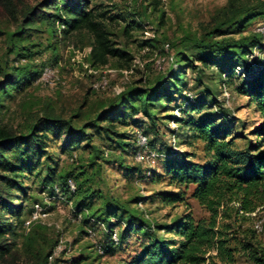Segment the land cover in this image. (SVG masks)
Wrapping results in <instances>:
<instances>
[{
	"label": "rangeland",
	"instance_id": "1",
	"mask_svg": "<svg viewBox=\"0 0 264 264\" xmlns=\"http://www.w3.org/2000/svg\"><path fill=\"white\" fill-rule=\"evenodd\" d=\"M43 1L0 0V81L11 76L17 80L15 85L0 89V124L15 133H25L38 117L52 110L56 117L70 120L72 130L83 128L90 138L80 136L66 145L68 133L64 130L49 133L39 155L34 149L24 155L16 149L7 153L11 162L18 164L23 159L30 169L21 172L13 188L15 206L6 216L16 234L6 236V242L14 245L0 264H41L37 254L51 244L47 264H127L150 237L171 236L161 230V225L184 213H191L196 221L209 218L205 207L191 196L192 184L170 180L166 161L160 157L163 152L158 149L176 152L179 160L187 157L204 162L208 156L203 142L169 117L177 100L168 108L164 100L156 102L154 121L127 111L125 122L116 123L120 133L117 140L125 143L123 146L110 141L92 121L131 85L152 86L176 70V61H180L183 76L179 83H184L189 93L214 103L193 118L221 111L226 117H216L217 122L231 127L228 138L237 137L234 147L244 148L255 141L253 129L263 122V115L236 87L241 82L239 74L264 64V36L258 31L264 21V0H159L156 8L150 0H90L91 6L116 15L117 22L107 23L110 38L132 56L129 65L110 61L98 67L88 61L91 46L86 34L52 36L50 8H44L45 12L29 25L31 29L16 35L25 11ZM132 19L139 26L127 37L121 33V26ZM220 21L225 23L215 30ZM146 29L149 35H145ZM208 32H212L209 38ZM207 42L218 46L207 47ZM240 45H252L250 53L244 59L237 56L227 62L218 57L215 64L220 70L211 66L213 61L202 62L205 56L216 58L214 49L234 51ZM231 65H237L239 74L225 78L220 71ZM48 66L55 73L45 81L41 79L42 67ZM102 79L105 86L97 87ZM173 113L179 115L176 110ZM171 131L178 136L176 140ZM139 135L146 138L145 147L138 144ZM149 140L156 148L150 147ZM93 147L102 151L95 160ZM51 177L52 188L48 186ZM65 179L68 186H61ZM166 193L179 194L182 199L165 203L161 197ZM146 221L153 223L154 231L142 227ZM217 221V226L222 222L231 225L227 236L234 261L214 262L254 264L242 243L252 232L254 243L264 244V201L254 211L225 220L220 215Z\"/></svg>",
	"mask_w": 264,
	"mask_h": 264
},
{
	"label": "trees",
	"instance_id": "2",
	"mask_svg": "<svg viewBox=\"0 0 264 264\" xmlns=\"http://www.w3.org/2000/svg\"><path fill=\"white\" fill-rule=\"evenodd\" d=\"M150 4L156 8L159 0H150ZM98 7L100 6H91L90 0H44L41 5L25 11L21 30L16 35L21 36L25 30L31 29L29 25L45 12L44 8H50L52 10L49 15L52 36L67 38L76 33L86 34L91 46L88 61L92 67L104 66L110 61L116 62L119 66L129 65L132 56L128 51L116 45L110 38L111 33L107 28L108 22H117L116 15H110L108 10ZM224 23V21L218 22L215 30H218ZM136 26H139L137 21L129 20L121 26V33L129 37V33ZM211 35L212 32L206 34L207 38ZM215 46H218L216 42L208 43L207 47ZM251 46L240 45L234 51L223 50L224 48L214 49L216 58L211 60L210 57L205 56L202 62L209 64L213 61L211 66L218 68L215 64L218 57H222L225 62L237 56L244 59L250 53ZM20 56L24 59L26 55ZM179 62L176 61V70L169 71L152 86L131 85L112 99L92 121L94 126L101 130L110 141L123 146L125 143L117 140L120 133L116 131V123L125 122L127 111H132L134 116L142 113L154 121L153 109L156 102L164 100L166 103L164 107L168 108L170 102L177 100L169 117L182 127H186L191 136L199 138L208 156L204 162L191 161L187 157L179 160L176 152L171 153L169 150L158 149V152H163V156L160 157L166 161L165 171L170 176V180L179 185L192 184L191 196L205 207L209 212V218L196 221L191 213H184L172 223L161 225V230L170 233L171 236L150 237L142 251L127 264H206L207 260V264H216L215 259L232 263L234 254L233 249L228 246L231 238L227 236V230L231 228V225L222 222L217 226L218 216L221 215L222 220H225L240 212H251L264 201V120L253 129V134L257 137L255 141H249L244 148L234 147L233 141L237 137L228 138L231 134V127L217 122L216 118L226 117V113L220 111L205 114L199 119L193 118L195 113H200L206 106L212 108L214 103L189 93L184 88V83H179L183 76ZM237 65L223 68L220 71L221 75L225 78L238 76ZM245 68L244 66L243 71ZM42 69L38 75L41 74ZM239 75L241 82L236 87L237 92L254 101L264 119V64ZM15 83L17 80L14 76L8 77L5 81H0V89H5ZM175 110L179 115L173 113ZM187 117L190 118L187 119ZM64 130L68 133L66 145L86 135L83 128L72 130L71 121L56 117L52 110L38 117L25 133H15L0 124V261L10 254L14 245V242H6V236L16 234L12 221L6 216L14 210L13 188L18 184L21 172L25 168L30 169L29 163L23 159L18 164L11 162L7 153L16 149L24 155L30 149H34L39 155L40 151H44L47 135L49 133L60 134ZM170 133L176 140L178 137L176 133L173 131ZM85 137L90 138L87 135ZM148 144L151 148H156L150 140ZM131 148L134 151V145ZM93 149L95 153H93L92 160L100 158L102 151L96 147ZM51 180L52 177L48 181V186L52 188L54 181ZM67 183L68 179H65L60 184L68 186ZM161 198L165 203H174L182 199L181 195L174 193L162 194ZM232 202L237 203V206L229 205ZM142 227L148 231H154L151 222L146 221ZM248 238L249 240L242 243L243 249L248 252L247 256L254 264H264V244L254 243L252 232ZM111 241L114 243L112 239ZM53 246L51 244L47 250L38 252L37 260L41 264H47ZM213 251L214 255L211 254Z\"/></svg>",
	"mask_w": 264,
	"mask_h": 264
},
{
	"label": "built area",
	"instance_id": "3",
	"mask_svg": "<svg viewBox=\"0 0 264 264\" xmlns=\"http://www.w3.org/2000/svg\"><path fill=\"white\" fill-rule=\"evenodd\" d=\"M258 31L260 32L261 35L264 36V21L262 22V25L259 27ZM145 35H149V31H147V29L144 31ZM148 37V36H147ZM55 73V70L53 69V67L48 66V67H44L43 71H42V75H41V79L48 81ZM106 84V80L102 79L98 84L97 87H104ZM138 144L141 147H145L146 146V138L139 135L138 139H137Z\"/></svg>",
	"mask_w": 264,
	"mask_h": 264
}]
</instances>
